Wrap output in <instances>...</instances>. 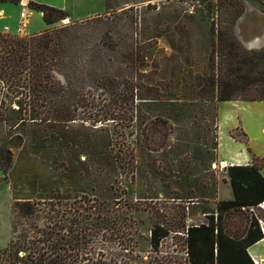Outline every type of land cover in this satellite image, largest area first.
<instances>
[{"label":"trees","instance_id":"obj_1","mask_svg":"<svg viewBox=\"0 0 264 264\" xmlns=\"http://www.w3.org/2000/svg\"><path fill=\"white\" fill-rule=\"evenodd\" d=\"M21 2L0 0V4ZM29 5L43 13L48 27L67 18L62 10ZM84 23L26 37L0 33V123L14 147L32 127L49 133L53 140H65L69 125L80 119L81 107L95 100V96L90 98L92 90L102 91L109 99L115 95L117 102L130 105L132 111L136 101H147V110L168 119L171 108L185 98L189 71L184 67L195 63L191 40H168L170 54L158 52L156 43L152 44L155 40L130 44L126 70L112 77L107 66L110 59L78 40V26ZM237 41L231 31L219 35L225 52L221 86H232L234 92L239 88L238 93L251 96L250 102L264 101V48L246 57L245 52L239 53ZM202 78L196 77L199 87ZM238 95L221 90L218 101H235ZM12 160V150L0 146V171L7 174L13 199L12 238L0 252L7 264H255L248 249L263 238L259 220L264 218L254 213L241 228L232 220L241 217L242 210L264 204L263 164L256 158L253 165L226 169L234 198L219 201L215 212L205 214L207 223L188 225L184 214L173 226L155 224L147 257L136 250L132 220L96 214L94 204L83 199L77 202L71 186L59 179L51 184L54 177L43 174V164L22 159L13 167ZM68 168L75 171L70 164ZM72 198L73 204L64 202ZM186 202L195 201L188 198ZM170 238H177L176 249L162 251Z\"/></svg>","mask_w":264,"mask_h":264},{"label":"rangeland","instance_id":"obj_2","mask_svg":"<svg viewBox=\"0 0 264 264\" xmlns=\"http://www.w3.org/2000/svg\"><path fill=\"white\" fill-rule=\"evenodd\" d=\"M108 2L110 10L101 16L75 22L66 18L50 27L40 12L29 5L30 10L26 9L30 16L23 22L25 31L17 36H32L48 28L85 22L78 26V40H84L89 48L110 59L107 66L112 77L126 70V54L132 44L139 46L144 40H155L152 44L156 43L158 52L170 54L168 40H185L181 43L191 40L195 63L184 67L189 71L185 98L171 108L170 119L147 110V101H136L132 111L130 105L117 102L115 95L109 99L102 91L92 90L90 98L95 96V100L81 107L80 119L69 125L65 140H53L49 133L32 127L23 142L14 147L6 126L0 123V146L12 150L13 167L22 159L43 164V174L54 177L51 184L59 179L71 186L77 202L83 199L94 204L96 214H117L132 220L136 250L147 257L151 255L150 233L155 224L173 226L184 214L188 225L205 224V214L215 212L218 202L230 197L227 168L218 158L219 112L223 103L218 99L221 90L239 94L235 101L250 102L252 98L238 93L239 88L236 93L232 86H221L225 52L221 50L219 35L231 31L234 40H239L234 26L238 18L247 8L264 15V0ZM19 5L7 6L20 24V14L25 8L22 2ZM7 21L6 17L0 25ZM27 25L33 32L27 31ZM237 47L246 57L258 55L264 48L263 45L245 48L238 41ZM198 75H203L201 87L196 80ZM106 114L112 117L105 119ZM233 136L245 142L241 134ZM69 164L75 171L68 168ZM188 198L195 202H186ZM73 200L64 202L73 204ZM12 206L11 183L7 174L0 171V252L12 238ZM240 213L241 217L232 220L238 228L254 213L264 218V204ZM177 241V238L166 240L162 251L176 249ZM0 264L7 263L0 258Z\"/></svg>","mask_w":264,"mask_h":264},{"label":"crops","instance_id":"obj_3","mask_svg":"<svg viewBox=\"0 0 264 264\" xmlns=\"http://www.w3.org/2000/svg\"><path fill=\"white\" fill-rule=\"evenodd\" d=\"M22 3H34L62 10L67 13L68 22L91 19L101 16L110 10L108 0H22ZM7 5L14 4H0V14L2 15L0 21L6 17L8 19L5 25H0V32L19 35L18 28L20 24L18 19L16 21L13 18V12ZM19 7L21 6L19 5ZM40 16L42 15L40 14ZM245 16L246 21L245 18H241L236 26V32L238 39L246 48L244 44H250L251 40H264V15L259 11L247 8ZM248 20L250 21L248 22ZM247 26L248 29L250 28L251 34L245 30ZM5 27L8 28V31H5ZM26 29L31 31L28 25ZM240 36L245 41L241 40ZM219 128L221 134L218 152L219 163H222L225 168L229 166H249L254 164V159L256 158L263 164L261 173L264 177V101L223 102L219 112ZM236 133L241 134L245 142H241L237 137H234L233 134ZM226 179L229 180L228 177ZM227 184L230 197L225 199V201L233 200L234 198L230 183L228 182ZM262 221L264 222L263 219ZM261 230L263 238L248 249V253L255 264H264V225L261 226Z\"/></svg>","mask_w":264,"mask_h":264},{"label":"built area","instance_id":"obj_4","mask_svg":"<svg viewBox=\"0 0 264 264\" xmlns=\"http://www.w3.org/2000/svg\"><path fill=\"white\" fill-rule=\"evenodd\" d=\"M23 4V8H25L24 10H23V12L21 13V22H20V26H19V28H18V33H19V35L20 34H22V32L23 31H25V27H24V25H23V22L26 20V19H28L29 18V12L27 11V9L28 10H30L29 9V4H27V3H22ZM27 8V9H26ZM41 15H43V13H40ZM5 31H8V28L7 27H5ZM259 223H260V226H263L264 225V222L262 221V220H259ZM256 264H258V263H256Z\"/></svg>","mask_w":264,"mask_h":264},{"label":"bare ground","instance_id":"obj_5","mask_svg":"<svg viewBox=\"0 0 264 264\" xmlns=\"http://www.w3.org/2000/svg\"><path fill=\"white\" fill-rule=\"evenodd\" d=\"M250 10V9H249ZM253 11V10H252ZM251 15V14H250ZM249 16V15H248ZM250 20H248V22H249ZM248 22H246V23H248ZM242 25V24H241ZM244 25V24H243ZM246 26V25H245ZM248 27V26H247ZM245 28V27H244ZM250 29V28H249ZM242 31V30H241ZM250 34H251V32H250ZM255 35V34H254ZM264 35V34H263ZM246 36V35H245ZM247 36H250V35H247ZM258 36V35H257ZM256 37V36H255ZM240 38H242L241 36H240ZM252 38V37H251ZM241 40H243V41H245L243 38L241 39ZM250 40V39H249ZM252 42L250 43V44H245L246 46H248L249 48H260V47H262V45L264 46V41L263 40H259V39H256V40H251ZM224 164V163H223Z\"/></svg>","mask_w":264,"mask_h":264},{"label":"water","instance_id":"obj_6","mask_svg":"<svg viewBox=\"0 0 264 264\" xmlns=\"http://www.w3.org/2000/svg\"><path fill=\"white\" fill-rule=\"evenodd\" d=\"M246 10H245V12L243 13V15L238 19V21H237V23L235 24V34H236V36H237V32H236V26H237V24H238V22L241 20V18H245V21H246ZM245 21H243V23H245ZM263 27V26H262ZM245 30L247 31V32H250V30L248 29V27H246L245 28ZM263 30V29H262ZM240 41V40H239Z\"/></svg>","mask_w":264,"mask_h":264}]
</instances>
